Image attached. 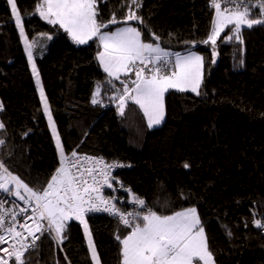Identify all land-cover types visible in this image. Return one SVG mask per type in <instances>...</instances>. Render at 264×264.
I'll return each mask as SVG.
<instances>
[{
    "label": "trees",
    "instance_id": "1",
    "mask_svg": "<svg viewBox=\"0 0 264 264\" xmlns=\"http://www.w3.org/2000/svg\"><path fill=\"white\" fill-rule=\"evenodd\" d=\"M36 2L17 0V5L30 39L42 33L52 37L35 58L65 154L76 149L126 165L115 176L158 214L195 207L216 264H264V230L253 223H264V27L245 28L243 45L225 42L226 29L213 63L212 50L201 43L214 15L209 0H146L137 11L144 23L129 21L143 39L151 41V31L166 50L191 48L205 59L200 95L167 92L165 120L151 129L132 101L119 114L118 101L110 97L123 86L120 80L113 81L115 88L106 83L96 58L98 41L77 45L58 25L27 15ZM97 2L105 22L112 13L117 20L127 14L128 0ZM185 41H196L195 47ZM98 82L103 85L101 102L94 105ZM0 104V139L5 141L0 161L29 187L41 190L60 158L6 0H0ZM86 220L100 263L121 264L116 235L123 237L130 229L122 230L107 215L90 213ZM63 235L67 238L58 243L45 232L25 254L27 264H94L80 223L67 225Z\"/></svg>",
    "mask_w": 264,
    "mask_h": 264
},
{
    "label": "snow or ice",
    "instance_id": "2",
    "mask_svg": "<svg viewBox=\"0 0 264 264\" xmlns=\"http://www.w3.org/2000/svg\"><path fill=\"white\" fill-rule=\"evenodd\" d=\"M6 3L11 8V17L14 18L39 89L43 110L48 117L60 155V166L51 175L46 186L36 190L13 175L4 162L0 161V192L23 200L31 207L32 213L24 223H20L15 212H11V219L8 220V211L3 210L4 202L0 201V245L8 244V247L0 249L3 252L0 255V264H9L10 261L13 264H27L25 254L37 247L36 241L40 239L37 233L44 235L46 232L53 240L62 243L67 238L63 235L67 222L73 219L83 225L91 259L94 264H99V256L85 219L87 214L94 212H106L130 229L123 237L116 235L121 245V264H215L205 228L195 207L185 208L171 215H161L147 207L143 198L125 188L134 208L132 211L122 210L117 206L118 198L114 195L104 196L103 189L107 187L116 190L111 171L126 165L116 161L107 163L102 157L81 158L75 150L70 157L65 154L33 56V48L38 41L30 39L26 33V17L21 16L17 0H6ZM141 6L142 0H128L127 14L122 20H117L116 14L112 13L111 18L105 22L99 18L97 0H37L34 12L27 15L38 14L48 24L58 25L77 45L98 41L101 50L96 58L107 74L106 83L115 88L113 81L120 80L123 86L122 92L116 89V94L110 97L118 101L119 114L124 115L130 100L143 111L148 127L151 128L164 119V98L169 90L190 91L200 95L204 57L191 48L186 54L170 52L161 46V37L151 31L152 39L146 42L143 32L129 25V21L144 23L143 18L137 15ZM208 6L214 11V15L210 30L201 43L211 45L213 63L217 55V40L225 29H229V34L224 36L225 42L235 40L243 45L242 33L245 28L264 27V0H209ZM118 23L125 26L117 27L115 31H103L110 24ZM41 36L52 39L45 33ZM185 43L194 48L196 41ZM240 63L243 64V60ZM130 74L135 79L121 80L122 75L129 78ZM102 86L100 82L97 83L91 99L94 105L101 102L98 97ZM2 109L3 105L0 104V110ZM3 128L4 124L0 122V129ZM4 143L0 139V146ZM81 160L90 166L81 164ZM183 166L190 167L188 163ZM10 185H14V188ZM120 187L124 188V185L120 184ZM21 189L26 195L21 194ZM26 211V208L20 209L21 213ZM28 220L32 224L27 223ZM253 223L257 228L264 229V223L260 219H255ZM18 227L21 230H17ZM228 235H231L230 230Z\"/></svg>",
    "mask_w": 264,
    "mask_h": 264
},
{
    "label": "built area",
    "instance_id": "3",
    "mask_svg": "<svg viewBox=\"0 0 264 264\" xmlns=\"http://www.w3.org/2000/svg\"><path fill=\"white\" fill-rule=\"evenodd\" d=\"M146 0H142V6L144 5ZM142 6L140 8H142ZM139 8V9H140ZM75 150L77 153H78V156L79 157H84V156H89V157H101V156H97V155H93V154H89V153H83V152H79L77 151L76 149H73ZM72 150V151H73ZM70 151L69 153H67L66 155H68L69 157L71 156V152ZM103 158V157H102ZM105 162L109 163L108 161H106L105 158H103ZM81 164H84L85 166H90L88 164H85V162L83 160H81ZM60 166V164H59ZM58 166V167H59ZM119 167L117 168H114L112 169L111 171V176L114 177L115 179L113 180V186L114 188L116 189L115 191H113L112 189H109L107 187H105L103 189V195L108 197V196H116L118 198V201H117V206L120 207L122 210H127V211H132L133 208H134V205L130 202L131 201V198H130V195L128 192L125 191V188H128V189H131L129 188L128 186L124 185L123 183H121L117 177L115 176L114 174V171L116 169H118ZM116 181H119L120 183H116ZM120 184H123L124 185V188H121L120 187ZM10 187H13L14 188V185H11ZM132 191V190H131ZM133 193V191H132ZM21 194L22 195H26L24 192H23V189H21ZM0 201H3L4 202V209L3 210H7L8 211V216L6 217L8 220L11 219V212H15L17 213V219L20 221V223H24L27 216H30L32 213H31V207H29V205L25 204V202L23 200H20L18 199L15 195H10L8 193H4V192H0ZM147 205V203H146ZM148 207V205H147ZM21 208H26L27 211L25 213H21L20 212V209ZM2 211V210H0ZM90 214V213H89ZM91 214H102V215H107V216H111L109 215L108 213L106 212H94V213H91ZM113 217V216H111ZM115 218V217H113ZM116 221L122 225L119 220L117 218H115ZM27 223L29 224H32V221L31 220H28ZM17 230H21L18 229ZM264 230V229H263ZM26 234V233H25ZM36 235L38 236H42L40 235L39 233H37ZM31 240V238H29V241ZM38 241V240H37ZM36 241V242H37ZM9 244L11 243V241L9 240L8 242ZM3 247H8V244H4V245H0V249H2ZM0 255H3V252L0 251Z\"/></svg>",
    "mask_w": 264,
    "mask_h": 264
},
{
    "label": "rangeland",
    "instance_id": "4",
    "mask_svg": "<svg viewBox=\"0 0 264 264\" xmlns=\"http://www.w3.org/2000/svg\"><path fill=\"white\" fill-rule=\"evenodd\" d=\"M18 30V29H17ZM19 32V31H18ZM225 32H226V29H225ZM224 32V33H225ZM224 33H222L221 34V36L224 34ZM47 35H50V34H47ZM40 36V35H39ZM37 37V38H35L37 41H38V44H37V46L36 47H34L33 48V56H34V60H35V63H36V54H43L42 52H41V49L43 48V47H45V44H46V42H47V39L45 38V37ZM51 36V35H50ZM218 41V40H217ZM22 45H23V43H22ZM23 48H24V46H23ZM209 48H210V50H212V47H211V45L209 44ZM36 52H39V53H36ZM216 52H217V55H216V57H215V61L217 60V57H218V50H217V47H216ZM184 54H186V53H184ZM197 54H199V53H197ZM199 55H201V56H203L201 53L199 54ZM27 56V55H26ZM204 62H205V59H204ZM30 67H31V65H30ZM36 67H37V65H36ZM37 69H38V67H37ZM32 70V69H31ZM133 77L134 75H131L130 74V77ZM34 77V76H33ZM130 77H129V79H130ZM41 79V78H40ZM34 81H35V78H34ZM119 81V80H118ZM41 84H42V82H41ZM35 85H36V82H35ZM43 86V85H42ZM36 88H37V91H38V94H39V97H40V93H39V89H38V86L36 85ZM44 89V88H43ZM174 90V89H173ZM170 91V90H169ZM44 93H45V91H44ZM45 96H46V94H45ZM41 100V99H40ZM130 101V100H129ZM42 104V103H41ZM164 105H165V100H164ZM42 107H43V104H42ZM44 111V110H43ZM142 111V110H141ZM143 112V111H142ZM45 114V113H44ZM47 117V116H46ZM165 117H166V111H165V114H164V119L162 120V122L159 124V125H154L153 127H151V129L152 128H155V127H158V126H160L163 122H164V120H165ZM47 119H48V117H47ZM53 119V118H52ZM48 123H49V121H48ZM56 126V125H55ZM147 126H148V124H147ZM49 128H50V126H49ZM50 131H51V133H52V129L50 128ZM56 131H57V129H56ZM57 133H58V131H57ZM59 135V134H58ZM52 136H53V133H52ZM53 141H54V144H55V146H56V141H55V138H54V136H53ZM60 141H61V139H60ZM62 143V142H61ZM57 148V147H56ZM58 151V150H57ZM58 154H59V152H58ZM59 158H60V155H59ZM11 186V185H10ZM85 219H86V216H85ZM81 226H82V229H83V225L81 224ZM123 229H126L125 227H123L122 228V230ZM83 233H84V229H83ZM85 236V235H84ZM85 240H86V242H87V239H86V237H85ZM92 240H93V237H92ZM93 242H94V240H93ZM95 244V243H94ZM96 252H97V250H96ZM98 254V253H97ZM99 264H101L100 263V260H99Z\"/></svg>",
    "mask_w": 264,
    "mask_h": 264
},
{
    "label": "crops",
    "instance_id": "5",
    "mask_svg": "<svg viewBox=\"0 0 264 264\" xmlns=\"http://www.w3.org/2000/svg\"><path fill=\"white\" fill-rule=\"evenodd\" d=\"M129 25H131V26H133V27H137V26H135V25H133V24H129ZM125 25L124 24H122V25H119V26H117V27H124ZM117 27H115V28H113V29H111V31H115V29L117 28ZM138 28V27H137ZM103 31H109V30H103ZM191 50H193V51H195V52H197V53H199L200 54V52L199 51H197V50H195V49H191ZM187 51H184V52H179V53H181V54H184V53H186ZM103 69V68H102ZM124 76L122 75L121 76V80H124V79H129V78H125L124 77V79H122ZM130 79H135V76H131L130 77ZM146 118V117H145ZM146 122H147V118H146ZM148 124V123H147ZM126 235V234H125ZM125 235H123V236H125ZM216 264V263H215Z\"/></svg>",
    "mask_w": 264,
    "mask_h": 264
},
{
    "label": "water",
    "instance_id": "6",
    "mask_svg": "<svg viewBox=\"0 0 264 264\" xmlns=\"http://www.w3.org/2000/svg\"><path fill=\"white\" fill-rule=\"evenodd\" d=\"M72 222H77V223H79V221L73 219V220L68 221V222H67V225L71 224Z\"/></svg>",
    "mask_w": 264,
    "mask_h": 264
}]
</instances>
